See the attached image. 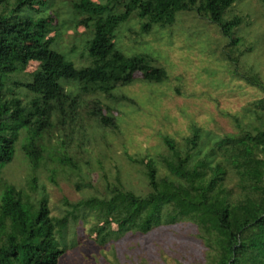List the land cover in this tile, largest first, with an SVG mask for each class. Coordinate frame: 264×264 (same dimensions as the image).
Segmentation results:
<instances>
[{
  "label": "trees",
  "instance_id": "trees-1",
  "mask_svg": "<svg viewBox=\"0 0 264 264\" xmlns=\"http://www.w3.org/2000/svg\"><path fill=\"white\" fill-rule=\"evenodd\" d=\"M55 1L0 0V264H60L65 253V241L57 235L67 227V219L53 217L46 198L32 202L3 179L23 131L25 154L34 169L39 166L43 157L40 139L52 126V116L57 113L64 118L76 107L77 97L65 84L78 82L74 84L84 94L110 96L117 87L134 83L137 73L148 83L168 79L167 71L154 65L150 57L127 56L119 50L118 30L134 14L143 20L142 33H149L155 26H172L180 12L195 11L218 25L225 37L233 38L241 21L225 19L235 0H73L77 29L83 26L91 34L86 45L89 64L78 68L55 49L51 34L59 24H54L50 7L45 10ZM260 2L264 7V0ZM33 62L38 68L30 73V80H13ZM256 76L246 79L263 87ZM19 89L32 99L24 103ZM263 108L261 99L251 111L258 126L212 141L206 152L198 129L187 140L192 152L183 154L166 138L171 153L164 158L168 174L159 178L153 159L139 161L145 164L149 179L150 191L144 196L124 191L118 182L110 198H91L74 208L98 210L100 225L93 231L100 245L130 231L145 234L155 227L189 220L213 252L214 264H264ZM93 114L102 126L115 125L112 115L102 109ZM111 224L118 229L112 231Z\"/></svg>",
  "mask_w": 264,
  "mask_h": 264
},
{
  "label": "rangeland",
  "instance_id": "rangeland-1",
  "mask_svg": "<svg viewBox=\"0 0 264 264\" xmlns=\"http://www.w3.org/2000/svg\"><path fill=\"white\" fill-rule=\"evenodd\" d=\"M72 3L57 0L45 10L50 7L54 24H59L51 34L55 49L80 68L89 64L86 45L91 34L83 26L77 29ZM233 18L241 21L233 38H227L218 25L195 11L180 12L172 26H155L149 33H142L143 20L134 14L118 30L117 47L127 56L150 57L167 71L168 79L148 83L137 73L134 83L117 87L110 96L84 94L74 84L78 82L65 84L77 97L76 107L64 118L57 113L52 116V126L40 139L43 157L36 169L23 148L26 132L20 134L3 179L32 202L46 198L51 215L67 219V227L57 235L65 241L60 264H214L213 252L189 220L145 234L130 231L100 245L93 231L100 225L98 210L74 205L110 198L118 182L124 191L147 194V169L139 161L153 159L158 177L168 174L164 158L171 153L166 138L183 154L192 152L187 140L198 129L206 152L212 141L259 125L251 111L264 99V7L260 0H235L225 13V19ZM37 68L33 62L13 80H30ZM254 74L263 87L248 82L246 77ZM18 93L24 103L32 99L23 89ZM99 109L112 115L114 126L99 124L93 114ZM230 183L233 186L234 180ZM110 226L112 231L118 229L117 224Z\"/></svg>",
  "mask_w": 264,
  "mask_h": 264
}]
</instances>
